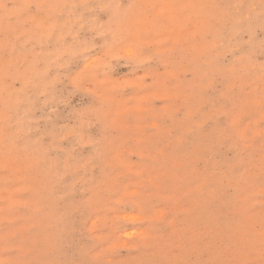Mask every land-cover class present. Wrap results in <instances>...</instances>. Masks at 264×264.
Wrapping results in <instances>:
<instances>
[{"label": "rangeland", "instance_id": "rangeland-1", "mask_svg": "<svg viewBox=\"0 0 264 264\" xmlns=\"http://www.w3.org/2000/svg\"><path fill=\"white\" fill-rule=\"evenodd\" d=\"M0 264H264V0H0Z\"/></svg>", "mask_w": 264, "mask_h": 264}]
</instances>
